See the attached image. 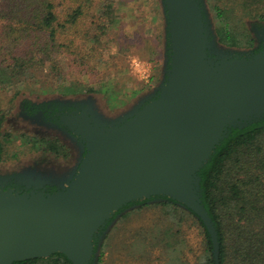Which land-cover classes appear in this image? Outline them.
Returning <instances> with one entry per match:
<instances>
[{
	"label": "water",
	"instance_id": "water-1",
	"mask_svg": "<svg viewBox=\"0 0 264 264\" xmlns=\"http://www.w3.org/2000/svg\"><path fill=\"white\" fill-rule=\"evenodd\" d=\"M171 63L156 99L83 126L88 152L69 186L51 194L0 191V264L62 252L90 264L94 237L126 204L167 195L194 211L219 240L197 172L229 126L264 118V49L209 56L200 0H164Z\"/></svg>",
	"mask_w": 264,
	"mask_h": 264
},
{
	"label": "rangeland",
	"instance_id": "rangeland-1",
	"mask_svg": "<svg viewBox=\"0 0 264 264\" xmlns=\"http://www.w3.org/2000/svg\"><path fill=\"white\" fill-rule=\"evenodd\" d=\"M103 1L105 0H95V3ZM203 1L205 12L202 13L208 23L211 58L219 60L224 55L233 57V53L247 54L256 46L261 39L257 29L262 28L264 22L245 15L244 10L233 0ZM112 2L115 5L116 21L110 27L108 35L99 42L88 43L84 33L83 36L80 33L76 38L74 52L65 51L58 58L61 74L52 70L48 64L44 69L28 71L27 75L10 86L0 85V140H3L6 132L10 134L0 171L15 168L18 163L28 161L33 154L28 136L35 133V130L19 115L23 100L91 96L97 100L105 114L100 120L107 122L131 111L142 100L146 102L152 98L154 91H160L167 81L170 69L167 68L168 21L163 1ZM217 7L227 9L224 17L230 18L231 25L238 33L239 42L235 46L220 40L217 25L221 18ZM92 10L94 11L81 21L78 29L85 30L90 21L96 18L95 8ZM69 36L68 33L64 38ZM93 49L97 51L93 53ZM87 54L92 56L93 64H96L95 72L81 63L84 61L82 56ZM75 58L79 60L77 63L74 62ZM73 82L93 84L100 90L87 93L82 91L80 85L70 86V90L74 89L72 91L62 86ZM179 204L185 222L174 238H164L166 230L175 226V220L158 200L148 206L132 205L122 210L104 232L95 255V264H175L179 263L176 255L184 256L188 264H194L202 252V233L193 216L188 215V207ZM101 254L102 262L99 263Z\"/></svg>",
	"mask_w": 264,
	"mask_h": 264
},
{
	"label": "trees",
	"instance_id": "trees-1",
	"mask_svg": "<svg viewBox=\"0 0 264 264\" xmlns=\"http://www.w3.org/2000/svg\"><path fill=\"white\" fill-rule=\"evenodd\" d=\"M233 2L244 10L245 15L264 22V0ZM94 8L96 18L90 21L85 30L78 29L81 21ZM217 9L221 18L217 25L220 40L232 46L237 45L238 33L231 25L230 18L224 17L227 9ZM165 14L167 18V11ZM115 21V5L112 0L100 4L95 3V0H0V85L10 86L27 75L28 71L44 69L48 64L52 70L61 74L58 58L65 51L74 52L76 38L80 33L81 36L84 33L88 43L99 42L108 35ZM68 33L69 38H64ZM166 41L170 45L168 25ZM91 51L94 53L97 49ZM82 59L84 61L81 63L95 72L96 64H93L92 56L87 54ZM78 61L74 59L75 63ZM79 85L85 92L100 90L93 84L78 82L62 86L70 90V86ZM1 123L2 116L0 127ZM197 175L200 178L199 194L202 203L218 235L219 264H264V118L243 127L229 126ZM154 200H158L172 214L175 226L166 230L164 238H174L185 222L177 200L167 195H154L132 201L115 212L105 226L99 229L93 240L94 254L90 264H95L100 241L113 219L126 207L148 206ZM187 209L188 215L193 216L202 233V252L194 264H216L211 233L203 219ZM171 230L174 231L170 233ZM102 255L99 256V263L102 262ZM177 259L179 263L175 264H188L184 256L176 255ZM12 264L74 263L64 253L55 252L49 257L17 260Z\"/></svg>",
	"mask_w": 264,
	"mask_h": 264
},
{
	"label": "flooded vegetation",
	"instance_id": "flooded-vegetation-1",
	"mask_svg": "<svg viewBox=\"0 0 264 264\" xmlns=\"http://www.w3.org/2000/svg\"><path fill=\"white\" fill-rule=\"evenodd\" d=\"M200 6L204 13L203 0H200ZM257 31L261 39L256 46L247 54L233 53V57H249L264 49V26ZM168 47L167 42L169 69L171 52ZM159 92L155 90L152 98L145 103L156 99ZM19 115L35 130L28 136L33 154L28 161L18 163L15 168L0 171V191L51 194L66 189L76 178L88 152L87 139L78 130L83 126L88 128L97 121L102 122L100 117H105L97 100L91 96H61L41 101L25 99L20 104ZM9 139L10 134L6 132L0 140V163L4 160Z\"/></svg>",
	"mask_w": 264,
	"mask_h": 264
}]
</instances>
